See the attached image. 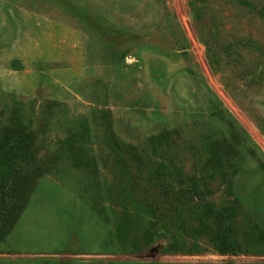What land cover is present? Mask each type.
I'll return each instance as SVG.
<instances>
[{
    "label": "rangeland",
    "instance_id": "1",
    "mask_svg": "<svg viewBox=\"0 0 264 264\" xmlns=\"http://www.w3.org/2000/svg\"><path fill=\"white\" fill-rule=\"evenodd\" d=\"M0 264H264V0H0Z\"/></svg>",
    "mask_w": 264,
    "mask_h": 264
},
{
    "label": "trees",
    "instance_id": "2",
    "mask_svg": "<svg viewBox=\"0 0 264 264\" xmlns=\"http://www.w3.org/2000/svg\"><path fill=\"white\" fill-rule=\"evenodd\" d=\"M21 139H23V136H20L18 138L19 142ZM12 148L16 149V153H18L16 173L20 174L24 178H27L30 175L29 168L31 164L27 159L23 158L21 154H19V152L24 150V147L20 145H16V146H12Z\"/></svg>",
    "mask_w": 264,
    "mask_h": 264
}]
</instances>
